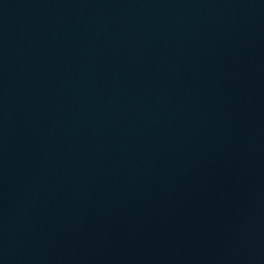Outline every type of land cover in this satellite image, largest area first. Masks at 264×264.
I'll return each instance as SVG.
<instances>
[{
    "label": "water",
    "instance_id": "water-1",
    "mask_svg": "<svg viewBox=\"0 0 264 264\" xmlns=\"http://www.w3.org/2000/svg\"><path fill=\"white\" fill-rule=\"evenodd\" d=\"M264 140V0H0V264H127Z\"/></svg>",
    "mask_w": 264,
    "mask_h": 264
}]
</instances>
